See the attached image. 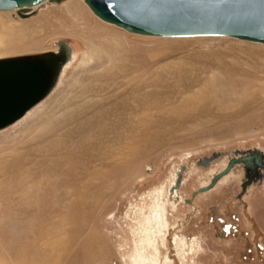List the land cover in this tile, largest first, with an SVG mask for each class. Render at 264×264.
Segmentation results:
<instances>
[{"label":"rangeland","instance_id":"rangeland-1","mask_svg":"<svg viewBox=\"0 0 264 264\" xmlns=\"http://www.w3.org/2000/svg\"><path fill=\"white\" fill-rule=\"evenodd\" d=\"M84 4L0 11V58L73 54L0 130V264H264V182L247 209L238 170L192 196L233 150L264 148V45L131 34Z\"/></svg>","mask_w":264,"mask_h":264},{"label":"water","instance_id":"water-1","mask_svg":"<svg viewBox=\"0 0 264 264\" xmlns=\"http://www.w3.org/2000/svg\"><path fill=\"white\" fill-rule=\"evenodd\" d=\"M45 0H0V9H15L20 15ZM100 18L126 30L153 36L224 34L264 43V0H85ZM40 6V5H39ZM57 50L0 58V129L9 125L42 100L57 82L70 59V47L57 40ZM18 87L13 90L10 87ZM240 150V151H239ZM246 150V152H244ZM240 154V155H239ZM236 155H239L238 157ZM235 162L242 170V189L264 177V148L235 149L211 181L192 196L211 188ZM259 170V171H258ZM246 177L244 178V174ZM191 202L190 198H184Z\"/></svg>","mask_w":264,"mask_h":264},{"label":"bare ground","instance_id":"bare-ground-1","mask_svg":"<svg viewBox=\"0 0 264 264\" xmlns=\"http://www.w3.org/2000/svg\"><path fill=\"white\" fill-rule=\"evenodd\" d=\"M66 1H68V0H45L44 1V3L43 4H39L38 6H32V8H31V10H30V13H28L27 15H20V14H18V16L20 17V18H28V17H31V16H33V15H35L36 14V12L37 11H39L40 9H42V8H45L46 6H49V5H59V4H62V3H64V2H66ZM85 4H86V6L89 8V10L98 18V19H100L101 21H103V22H105V23H108V24H110V25H113L114 27H118V28H120V29H123V30H125V31H127L128 33H131V34H138V35H143V36H152V35H148V34H139V33H135V32H131V31H128V30H126L124 27H122V26H120V25H117V24H114V23H112V22H109V21H106V20H104V19H102V18H100L98 15H96L93 11H92V9L90 8V6L85 2V0H82ZM84 4V5H85ZM0 11H2V12H11V11H14V12H16V10L15 9H11V10H5V9H0ZM204 35H223V36H229V37H233V38H237V37H234V36H231V35H224V34H183V35H173V36H171V37H189V36H204ZM238 39H241V38H238ZM243 41H245V40H247V39H242ZM66 41V40H65ZM248 41H251V42H253V43H258V44H263L264 45V43L263 42H259V41H253V40H248ZM247 41V42H248ZM66 43H67V41H66ZM68 45H69V43H67ZM261 44V45H262ZM69 47H70V45H69ZM57 49H58V45H57ZM56 49V50H57ZM70 54H71V56H70V59L69 60H67L66 62H65V64H64V66H63V68H62V70H61V72L63 71V69H64V67L66 66V64H68V63H70L71 61H72V59H73V54H72V50H71V47H70ZM61 72H60V74H61ZM60 74H59V77H60ZM59 77H58V79H57V82H58V80H59ZM57 82L55 83V85L52 87V89H51V91L53 90V88L56 86V84H57ZM11 89H13V90H16V89H18V87L16 86V87H10ZM42 100H40V101H38L35 105H37L39 102H41ZM33 108V107H32ZM31 109V108H30ZM29 109V110H30ZM29 110H27L24 114H23V116L29 111ZM23 116H21L20 118H18V119H16L15 121H13L12 123H10L9 125H11V124H14L15 122H17L18 120H20ZM6 128V127H5ZM5 128H1V129H5ZM0 129V130H1ZM144 132V131H143ZM142 132V134H145V133H143ZM240 151V150H239ZM244 152H246V150L244 151ZM240 155V154H239ZM239 155H236L237 157L239 156ZM229 157L230 156H227V158L226 159H224V160H222L220 163H219V167H217V168H215L214 170H212V172H211V174H210V179L207 181V182H202L203 184L202 185H206L209 181H211V178L213 177V175H215L216 173H218L224 166V164H226V162L228 161V159H229ZM208 158H206L205 160H207ZM209 160H211V159H209ZM208 160V161H209ZM204 162H206V161H204ZM208 163V162H207ZM238 166H240V163L239 162H235V164H233V166L231 167V169L227 172V173H225V174H221L218 178H217V180L215 181V183H214V185L210 188V189H208V190H205V191H201V192H199V193H204V192H206V191H209V190H211V189H213V188H215L216 187V184L217 183H219V182H221V180H223V179H225L226 177L227 178H230V177H232L233 175H234V169L236 168V167H238ZM216 167V166H215ZM257 169H259L260 170V172L262 173L264 170L263 169H260V168H257ZM258 170V171H259ZM181 171L182 170H178L177 171V174H179V173H181ZM241 172L239 173L240 175H241V173H242V170H240ZM248 174V172H246V174H244V178L246 177V175ZM240 177V176H239ZM243 179V178H242ZM241 179V182L243 181ZM261 182H264V177L262 178V179H260V180H258V181H252L250 184L252 185V184H259V183H261ZM173 184L175 183V181H173L172 182ZM173 184H171V186H170V188H169V195L171 196V195H173V196H175V200L177 201V197H176V194L178 193V188H179V184L177 185V187L176 186H174ZM250 184H247L246 186H248V185H250ZM173 185V186H172ZM179 197V199H181V200H178V201H180V202H183L184 203V200H183V197H180V196H178ZM173 200V199H172ZM174 200V202H176ZM177 201V202H178ZM185 204V203H184ZM187 204V203H186ZM188 205V204H187ZM188 206H190V208H191V210L186 214V217H188L189 215H191L192 213H193V211H195L194 210V207H195V205L193 204V202L192 203H190ZM191 217V216H190ZM190 217H188L187 219H189ZM187 219L186 218H184V220L181 222V223H184V222H186L187 221ZM191 243V242H190Z\"/></svg>","mask_w":264,"mask_h":264},{"label":"flooded vegetation","instance_id":"flooded-vegetation-1","mask_svg":"<svg viewBox=\"0 0 264 264\" xmlns=\"http://www.w3.org/2000/svg\"><path fill=\"white\" fill-rule=\"evenodd\" d=\"M206 158H208V157H204L203 159L205 160ZM226 159V158H225ZM211 161V160H210ZM208 163H209V161H208ZM207 163V164H208ZM200 164H201V162H200ZM215 168V167H214ZM212 170H214V169H212ZM211 170V171H212ZM182 179H183V174H182V172L181 173H179V174H177L176 173V176H175V183L173 184L174 186H176L177 187V185L178 184H181V182H182ZM210 179V175H209V177H208V179H207V181ZM228 178L226 177L225 179H223V180H221V181H225V180H227ZM204 182V181H203ZM210 182V181H209ZM202 183V182H201ZM220 183V182H219ZM219 183H217L216 184V186L217 185H219ZM239 183H240V188H239V191H238V193H236V195L238 196L237 198H239V201L242 203V205L244 204V206H245V208L247 209V208H249V202L247 201V203L245 202V198H246V196H249L250 194H251V192H254L255 191V189H256V187H257V185L258 184H250V185H248V186H246V188L243 190L242 189V182H241V179H240V177H239ZM172 185V186H173ZM210 189V188H209ZM208 190V189H207ZM212 190V189H211ZM205 191V190H204ZM206 192H208V191H206ZM205 193V192H204ZM176 197H178V195L176 194ZM194 204V203H193ZM193 243V242H192Z\"/></svg>","mask_w":264,"mask_h":264}]
</instances>
